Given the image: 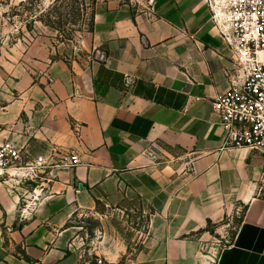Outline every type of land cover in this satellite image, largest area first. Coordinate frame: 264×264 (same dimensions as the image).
<instances>
[{"label":"crops","instance_id":"1","mask_svg":"<svg viewBox=\"0 0 264 264\" xmlns=\"http://www.w3.org/2000/svg\"><path fill=\"white\" fill-rule=\"evenodd\" d=\"M231 67L204 0H96L68 58L4 52L0 144L47 166L0 181V264H80L72 216L129 194L153 211L129 264H264V160L224 144L212 104Z\"/></svg>","mask_w":264,"mask_h":264},{"label":"rangeland","instance_id":"2","mask_svg":"<svg viewBox=\"0 0 264 264\" xmlns=\"http://www.w3.org/2000/svg\"><path fill=\"white\" fill-rule=\"evenodd\" d=\"M95 1L0 0V56L28 47L39 55L68 58L90 28ZM152 212L134 194L108 204L98 201L70 219V249L80 264H92L96 256L108 264H129L149 245ZM235 221L222 225L220 244L230 240Z\"/></svg>","mask_w":264,"mask_h":264},{"label":"built area","instance_id":"3","mask_svg":"<svg viewBox=\"0 0 264 264\" xmlns=\"http://www.w3.org/2000/svg\"><path fill=\"white\" fill-rule=\"evenodd\" d=\"M132 1L151 16L153 0ZM204 2L214 28L231 51L232 67L225 72L229 86L216 93L212 103L220 118L224 144L257 150L264 160V0ZM64 165H80L78 155L70 153ZM46 166L42 156L22 163L20 149L10 141L0 144V181L5 184L32 179ZM92 264L108 263L96 256Z\"/></svg>","mask_w":264,"mask_h":264}]
</instances>
